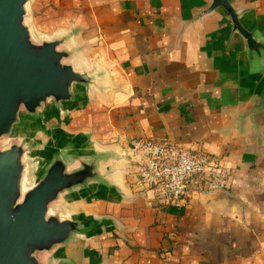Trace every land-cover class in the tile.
<instances>
[{"label": "crops", "instance_id": "0c3cea01", "mask_svg": "<svg viewBox=\"0 0 264 264\" xmlns=\"http://www.w3.org/2000/svg\"><path fill=\"white\" fill-rule=\"evenodd\" d=\"M52 31L74 30L87 66L102 75L60 121L121 158V194L95 191L76 212L102 222L73 251L84 264H264V125L236 128L252 100L242 39L220 12L191 20L210 0H47ZM264 27V0H231ZM57 17L56 19H54ZM54 19V20H53ZM59 26V25H58ZM67 27V28H66ZM164 138L206 152L228 173L230 207L191 194L158 205L125 156L133 140Z\"/></svg>", "mask_w": 264, "mask_h": 264}, {"label": "water", "instance_id": "95a60500", "mask_svg": "<svg viewBox=\"0 0 264 264\" xmlns=\"http://www.w3.org/2000/svg\"><path fill=\"white\" fill-rule=\"evenodd\" d=\"M31 1L0 0V142H4L0 145V264H84L73 248L93 236L102 222L77 213V204L95 191L121 194L112 165L121 157L95 146L83 134L63 132L37 181L32 178L34 148L16 130L25 122L42 123L49 111L61 118L79 102V93L89 97L94 90L103 91V81L98 69L85 64L74 30L38 39L28 23ZM215 12L229 23L230 36L242 39L247 59L245 79L252 100L235 126L240 134L249 124L260 131L264 27L262 23L248 27L244 12L231 0H210L191 22ZM125 158L131 169L139 161L132 152ZM200 198L238 206L224 191L203 193Z\"/></svg>", "mask_w": 264, "mask_h": 264}, {"label": "built area", "instance_id": "2783aa9c", "mask_svg": "<svg viewBox=\"0 0 264 264\" xmlns=\"http://www.w3.org/2000/svg\"><path fill=\"white\" fill-rule=\"evenodd\" d=\"M133 162L138 184L151 190L158 205L176 206L191 194L228 192V173L206 152L177 146L168 139L133 140Z\"/></svg>", "mask_w": 264, "mask_h": 264}, {"label": "rangeland", "instance_id": "374dc122", "mask_svg": "<svg viewBox=\"0 0 264 264\" xmlns=\"http://www.w3.org/2000/svg\"><path fill=\"white\" fill-rule=\"evenodd\" d=\"M50 3L47 0H32L29 7V20L28 23L34 29L38 39L48 37L56 34L60 31V22L57 21L54 24V29L50 31L49 24L52 22L50 16L46 14V7ZM55 17L54 19H56ZM53 19V20H54ZM59 25V26H58ZM67 28V27H66ZM63 123L60 121V117L55 115L53 111H49L48 117L45 118L42 123H36L33 121L25 122L24 126L16 130V135H24L27 140L30 141L34 148L33 160L31 165V176L37 181L39 173L44 165L48 162L50 157V151L58 147L63 138L64 130ZM29 129L31 130L29 131ZM0 145H4V142H0Z\"/></svg>", "mask_w": 264, "mask_h": 264}, {"label": "bare ground", "instance_id": "6f19581e", "mask_svg": "<svg viewBox=\"0 0 264 264\" xmlns=\"http://www.w3.org/2000/svg\"><path fill=\"white\" fill-rule=\"evenodd\" d=\"M26 187H27V185H26Z\"/></svg>", "mask_w": 264, "mask_h": 264}]
</instances>
